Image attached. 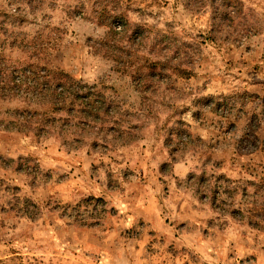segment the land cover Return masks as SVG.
<instances>
[{"label": "rangeland", "instance_id": "374dc122", "mask_svg": "<svg viewBox=\"0 0 264 264\" xmlns=\"http://www.w3.org/2000/svg\"><path fill=\"white\" fill-rule=\"evenodd\" d=\"M116 13L143 37L106 56ZM0 264H264V0H0Z\"/></svg>", "mask_w": 264, "mask_h": 264}, {"label": "trees", "instance_id": "16d2710c", "mask_svg": "<svg viewBox=\"0 0 264 264\" xmlns=\"http://www.w3.org/2000/svg\"><path fill=\"white\" fill-rule=\"evenodd\" d=\"M239 10L238 6L236 5V2H234V6L231 5L230 7H226L224 10L222 9H215L214 12V25L216 27H223L226 26V24H231L238 16ZM109 21L105 22L110 26L109 30L107 31L104 38H101L97 42L99 44L97 45L101 51L104 50V54L106 56L110 55L109 52L106 51V49L116 50L118 45L121 44L122 40H125L128 38L129 41L132 42V44L138 43L141 38L143 37L142 34H139L143 32V28L139 25L134 30H131V24L125 20V18L119 14H111L109 15ZM120 17V18H117ZM118 24H120L118 26ZM123 50H127L123 46ZM129 53L125 54L123 58L121 56L116 55L118 61L122 62L125 60V57H127ZM149 70L145 73L138 72V75H145L147 78H153L156 79L154 76L158 74L156 72V69L153 66H150L148 68ZM61 77L63 78L60 81H54L53 78H49V80H45V87L47 88L45 91H49L52 93V105L58 106L61 105L62 108L67 109L71 115L74 113H79L80 115L84 114V117L86 119V123L93 122V121H104L101 117V114H106L109 116H113L114 110H111V106L107 105L106 102L103 101L102 96L100 94H97V92L94 90V86H91L89 84H83L80 81H77L72 76L61 73ZM178 74L185 75L187 74V70L181 69L178 71ZM159 78V77H158ZM54 82L53 86H51V81ZM152 86V83L148 84L146 88H150ZM62 108H59L62 109ZM75 109H80L78 111H75ZM125 131H122V134L125 135ZM126 132L131 133L129 130ZM178 135L181 139V142H186V134L184 132H178ZM191 136V134H188ZM120 136H117L116 138H119ZM126 139V138H125ZM172 139V138H171ZM127 140H125L126 142ZM195 177V175H193ZM212 177H206L205 175L201 176L200 184L203 182L204 184H207L206 190H200L201 191V199L204 200L205 197H210L211 203L215 207H220L222 203H220V192H218L217 187L212 188L211 195L210 193L206 192L207 189H209V185L212 181ZM209 182V183H208ZM217 182H215L216 184ZM204 184H201L202 186ZM212 196V197H211ZM236 210H234L235 212Z\"/></svg>", "mask_w": 264, "mask_h": 264}]
</instances>
